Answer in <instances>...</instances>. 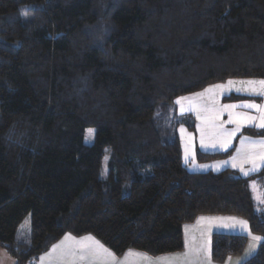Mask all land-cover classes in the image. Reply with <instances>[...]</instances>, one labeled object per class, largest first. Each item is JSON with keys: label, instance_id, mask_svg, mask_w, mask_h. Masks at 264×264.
<instances>
[{"label": "trees", "instance_id": "trees-1", "mask_svg": "<svg viewBox=\"0 0 264 264\" xmlns=\"http://www.w3.org/2000/svg\"><path fill=\"white\" fill-rule=\"evenodd\" d=\"M236 78L264 79V0H0V248L33 264L65 232L90 233L117 255L157 256L180 251L199 215L241 217L264 237L250 188L264 199V161L247 176L189 170L169 110ZM246 238L212 234V260ZM259 241L242 264H264Z\"/></svg>", "mask_w": 264, "mask_h": 264}, {"label": "rangeland", "instance_id": "rangeland-1", "mask_svg": "<svg viewBox=\"0 0 264 264\" xmlns=\"http://www.w3.org/2000/svg\"><path fill=\"white\" fill-rule=\"evenodd\" d=\"M237 80L254 81L256 79L255 78L227 79L223 82L210 84L200 90L175 97L170 102L169 110L171 111L174 110L179 115V118L183 119V122L178 124L177 136L181 148L182 161L189 170L219 171L224 168H233L236 169L238 173L242 175V173L248 171L250 172V170L253 169L252 166L253 159H251L252 158L251 156L253 154H256L258 151L254 148V145L252 144V140H257L256 138H262V137H258L252 134H247L245 132L240 134L239 136L237 135L244 129L245 126L249 128H253V126L251 125L260 123L259 117L261 115V112L255 108L249 109L244 107H237L235 109H232L231 111L234 113L235 112L247 113L250 116L257 117V119L252 124H245L240 128V131H238L235 134V136L231 138V143L227 148V150L224 149L219 151L207 150V149H213V148H207V147H212L211 146L213 144L212 141L214 140L212 137V133L214 131L212 126L213 123L215 124L223 123L224 128L229 131L236 128V125L233 123H224L229 120L228 111H223V113L219 115V118L216 119L218 110H220L223 105H230V104L239 105L247 101L258 104L261 107H264V96L253 95L250 94L249 91L243 90L247 86L241 84L240 83L241 81L237 82ZM228 81H233L234 83L232 85H229ZM213 85H224L225 87L223 89H215V88H211V86ZM206 89H211V90L206 92L205 91ZM198 93L202 95H196ZM228 95H234L235 99L231 98L224 100L223 96H228ZM181 109H183L184 111L182 112ZM188 116L192 119L191 120L193 124L192 128H189L186 125L187 122L186 118ZM181 128H183V131H181ZM89 129L90 128L86 129L84 133V141L87 144L91 142V136H92V134L89 133ZM201 130H203L204 132V136H203V143L205 145L204 147L201 146ZM186 151L188 152L187 159L185 158ZM216 152L223 153V155L215 158H210L205 161L197 160L198 153H216ZM106 162H107V155H105L103 158V172L106 168ZM233 163H235L237 166L233 167ZM250 188L254 201L257 204V206L260 208H264V199L257 184L255 182H251ZM28 229H29L28 220L26 219L19 225L17 229L16 237L19 233L23 237V239L20 240H26L28 238ZM80 256L81 255H79L76 252V257L79 258Z\"/></svg>", "mask_w": 264, "mask_h": 264}, {"label": "crops", "instance_id": "crops-1", "mask_svg": "<svg viewBox=\"0 0 264 264\" xmlns=\"http://www.w3.org/2000/svg\"><path fill=\"white\" fill-rule=\"evenodd\" d=\"M245 80H237V82ZM260 80L264 79H256L254 81ZM257 125L258 124L251 126H253L255 129L264 130V128H260ZM245 128L249 127L245 126L237 136L244 133ZM256 136L262 138H256L257 140H252V144L258 152L251 156L255 158L252 165L253 169H251L250 172L248 171L249 173L247 172V175L258 171V168H260L262 162L264 161L259 159L260 154L264 153V147L258 143H253L264 140V136ZM215 142V140L212 141V143ZM207 148H213L207 149L210 151H219L223 149L220 146H217V148ZM247 175L242 173L241 176ZM241 221L246 220L234 215H199L192 222L183 225V248L180 251L157 256L147 255L141 251L131 249L117 255L89 233L75 235L65 232L45 252L41 253L33 264H242L256 253L260 241L253 240V237L256 235L251 233L248 224L245 226L240 223ZM214 233L242 234L247 238L244 247L239 254L228 256L223 262H215L212 260L210 255L211 236ZM68 234H70L71 237H74L75 239L65 240V237ZM88 236H91L93 240H81V238ZM62 241L63 244H61ZM94 241H98L99 244L103 245L110 252H112L114 254V259L103 253L93 254L91 252L84 253L83 259L80 257L77 258L76 256L75 258L72 256H63L61 258L62 253L68 249L75 250V252L81 255L82 247L94 246ZM252 244L255 245V250L252 251L251 254H248L249 246ZM53 245H60V247L56 249L51 257H49L46 254L52 252ZM41 257H44V259L41 260ZM14 262V259L4 249L0 248V264H14Z\"/></svg>", "mask_w": 264, "mask_h": 264}, {"label": "snow or ice", "instance_id": "snow-or-ice-1", "mask_svg": "<svg viewBox=\"0 0 264 264\" xmlns=\"http://www.w3.org/2000/svg\"><path fill=\"white\" fill-rule=\"evenodd\" d=\"M233 83H234L233 81H228L229 85H232ZM240 83L247 86L243 90L249 91L250 94L264 96V80H260V81L249 80V81H241ZM257 85L259 87H257ZM224 87H225L224 85H213V86H211V88H215V89H223ZM210 90L211 89H206L205 91L208 92ZM238 90H241V89H238ZM196 95H202V94L198 93ZM181 99H183V98H181ZM237 107H244V108H249V109L255 108L258 111H260L261 112V115L259 117L260 123L257 126L260 128H264V107H261L258 104H255L252 102H247V101L243 102L242 104H239V105H237V104L223 105L222 108L220 110H218V114L216 116V119L219 118V115H221L223 113V111H228L229 120L224 122V123H233L236 125V128L229 131V130L224 128L223 123H220V124L213 123L212 126H213L214 131L212 133V137L216 142L211 145L212 147L220 146L224 150H227V148L229 147V145L231 143V138L233 136H235L236 132L240 131V128L242 126H244L245 124H252L257 119V117L250 116L247 113H239V112L234 113L231 111L232 109H235ZM181 111L183 112L184 110L181 109ZM181 131H183V128H181ZM93 132H94V130L89 129L90 134H92ZM203 136H204V132H203V130H201V146L202 147L205 146L203 143ZM245 139H247V138H245ZM242 143H243V141H242ZM253 143L254 144L258 143L259 145L264 147V140H261L258 142H253ZM187 157H188V152L186 151L185 158L187 159ZM251 159H253V161H254L255 158L252 157ZM259 159L264 160V153L260 154ZM236 166L237 165L235 163H233V167H236ZM242 171H243V169H242ZM247 174L248 173L245 172V175H247ZM240 223L245 225V226L247 225L246 221H241ZM17 239L20 240V239H23V237L18 233ZM67 239H75V238L71 237V235L68 234L65 237V240H67ZM262 239H264V237H258V236L253 237V240H255V241H259ZM81 240L82 241L83 240H93V238L91 236H88V237L81 238ZM26 242L30 243V239H28ZM61 244H63V241L61 242ZM59 247H60V245H53L52 252L47 253L46 255L51 257L52 254ZM254 250H255V245L254 244L250 245L248 254H251V252ZM89 252H91L93 254L103 253V254H106L107 256L112 257L114 259V254L112 252H110L107 248H105L103 245L99 244L98 241H94V246H83L81 249L80 258L83 259L84 253H89ZM63 256H72L73 258H75L76 252H75V250L68 249L62 253L61 258ZM43 259H44V257H41V260H43ZM14 264H18V261L14 262Z\"/></svg>", "mask_w": 264, "mask_h": 264}]
</instances>
